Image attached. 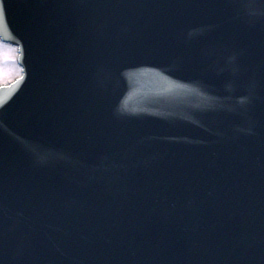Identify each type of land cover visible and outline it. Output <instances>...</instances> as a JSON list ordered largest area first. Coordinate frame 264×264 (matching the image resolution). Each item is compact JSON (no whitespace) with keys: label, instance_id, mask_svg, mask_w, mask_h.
<instances>
[{"label":"water","instance_id":"95a60500","mask_svg":"<svg viewBox=\"0 0 264 264\" xmlns=\"http://www.w3.org/2000/svg\"><path fill=\"white\" fill-rule=\"evenodd\" d=\"M184 1L0 0V264H264V4Z\"/></svg>","mask_w":264,"mask_h":264},{"label":"rangeland","instance_id":"374dc122","mask_svg":"<svg viewBox=\"0 0 264 264\" xmlns=\"http://www.w3.org/2000/svg\"><path fill=\"white\" fill-rule=\"evenodd\" d=\"M14 55L15 53L13 49L0 48V81L5 79L10 80L13 76L17 75L13 61Z\"/></svg>","mask_w":264,"mask_h":264},{"label":"snow or ice","instance_id":"6c2138e0","mask_svg":"<svg viewBox=\"0 0 264 264\" xmlns=\"http://www.w3.org/2000/svg\"><path fill=\"white\" fill-rule=\"evenodd\" d=\"M249 2V0H229L230 6L236 11L238 15H243L244 14V8L245 5ZM261 4H264V0H259ZM3 17V10L0 8V18ZM222 55L225 57H228L230 60H234L235 56H229L227 52H223Z\"/></svg>","mask_w":264,"mask_h":264}]
</instances>
